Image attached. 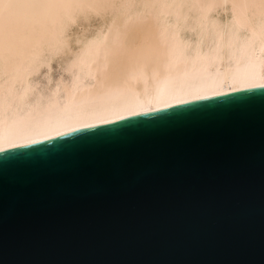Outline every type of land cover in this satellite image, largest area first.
I'll use <instances>...</instances> for the list:
<instances>
[{"label": "water", "instance_id": "1", "mask_svg": "<svg viewBox=\"0 0 264 264\" xmlns=\"http://www.w3.org/2000/svg\"><path fill=\"white\" fill-rule=\"evenodd\" d=\"M0 264H264V86L1 151Z\"/></svg>", "mask_w": 264, "mask_h": 264}, {"label": "bare ground", "instance_id": "2", "mask_svg": "<svg viewBox=\"0 0 264 264\" xmlns=\"http://www.w3.org/2000/svg\"><path fill=\"white\" fill-rule=\"evenodd\" d=\"M263 86L264 0H0V152Z\"/></svg>", "mask_w": 264, "mask_h": 264}, {"label": "rangeland", "instance_id": "3", "mask_svg": "<svg viewBox=\"0 0 264 264\" xmlns=\"http://www.w3.org/2000/svg\"><path fill=\"white\" fill-rule=\"evenodd\" d=\"M91 21H92L93 23L97 22V20H96L95 18H92Z\"/></svg>", "mask_w": 264, "mask_h": 264}]
</instances>
